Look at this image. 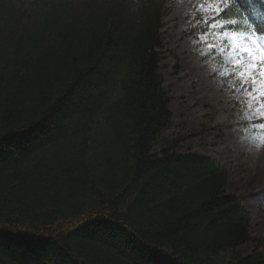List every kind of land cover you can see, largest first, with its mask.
<instances>
[{
  "label": "trees",
  "instance_id": "16d2710c",
  "mask_svg": "<svg viewBox=\"0 0 264 264\" xmlns=\"http://www.w3.org/2000/svg\"><path fill=\"white\" fill-rule=\"evenodd\" d=\"M167 3L0 0V264H264L226 168L165 136Z\"/></svg>",
  "mask_w": 264,
  "mask_h": 264
},
{
  "label": "rangeland",
  "instance_id": "374dc122",
  "mask_svg": "<svg viewBox=\"0 0 264 264\" xmlns=\"http://www.w3.org/2000/svg\"><path fill=\"white\" fill-rule=\"evenodd\" d=\"M198 2L167 3L161 30V70L172 96L173 116L165 136L187 135L181 150L208 155L226 168V189L237 195L249 212L250 231L262 238L264 252V149L257 150L244 138L248 125L240 117L246 109L230 98L229 78L212 74L211 65L222 68L223 60L215 53L201 57L199 53L206 45L199 42V36L204 32L187 31L203 24L195 10ZM241 248L250 252L254 245Z\"/></svg>",
  "mask_w": 264,
  "mask_h": 264
},
{
  "label": "snow or ice",
  "instance_id": "6c2138e0",
  "mask_svg": "<svg viewBox=\"0 0 264 264\" xmlns=\"http://www.w3.org/2000/svg\"><path fill=\"white\" fill-rule=\"evenodd\" d=\"M244 2L247 0H200L195 10L203 24L187 31L204 32L199 36V42L206 45L201 57L215 53L223 60L224 66L216 67L212 74L229 78L230 98L246 109L240 117L248 125L244 138L260 150L264 149V29L247 25V31L238 30L239 20L233 18L232 10L237 5L242 8Z\"/></svg>",
  "mask_w": 264,
  "mask_h": 264
},
{
  "label": "clouds",
  "instance_id": "9594fccd",
  "mask_svg": "<svg viewBox=\"0 0 264 264\" xmlns=\"http://www.w3.org/2000/svg\"><path fill=\"white\" fill-rule=\"evenodd\" d=\"M216 67H217L216 64H212V65H211V70H215ZM226 71H227V69L221 71V72H220V75H224ZM257 150H259V145L257 146Z\"/></svg>",
  "mask_w": 264,
  "mask_h": 264
}]
</instances>
